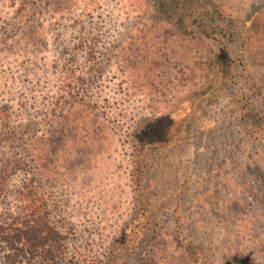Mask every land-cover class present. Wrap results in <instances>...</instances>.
I'll return each instance as SVG.
<instances>
[{
  "label": "rangeland",
  "instance_id": "374dc122",
  "mask_svg": "<svg viewBox=\"0 0 264 264\" xmlns=\"http://www.w3.org/2000/svg\"><path fill=\"white\" fill-rule=\"evenodd\" d=\"M1 114L71 264H264V0H0Z\"/></svg>",
  "mask_w": 264,
  "mask_h": 264
},
{
  "label": "trees",
  "instance_id": "16d2710c",
  "mask_svg": "<svg viewBox=\"0 0 264 264\" xmlns=\"http://www.w3.org/2000/svg\"><path fill=\"white\" fill-rule=\"evenodd\" d=\"M181 2L189 5L191 0ZM0 126L5 134H12L2 114ZM10 162L0 165V195L9 173L23 166L15 160L13 165ZM19 196L23 205L17 211L0 213V264H71L66 257L65 239L50 222L44 200L31 199L28 193Z\"/></svg>",
  "mask_w": 264,
  "mask_h": 264
}]
</instances>
